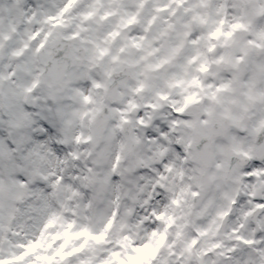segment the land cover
Segmentation results:
<instances>
[{"label":"snow or ice","instance_id":"snow-or-ice-1","mask_svg":"<svg viewBox=\"0 0 264 264\" xmlns=\"http://www.w3.org/2000/svg\"><path fill=\"white\" fill-rule=\"evenodd\" d=\"M0 264H264V0H0Z\"/></svg>","mask_w":264,"mask_h":264}]
</instances>
